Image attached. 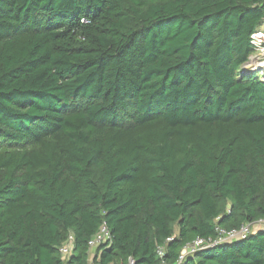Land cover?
Instances as JSON below:
<instances>
[{
    "label": "trees",
    "instance_id": "16d2710c",
    "mask_svg": "<svg viewBox=\"0 0 264 264\" xmlns=\"http://www.w3.org/2000/svg\"><path fill=\"white\" fill-rule=\"evenodd\" d=\"M262 23L264 0H0V264H264V228L177 263L264 217Z\"/></svg>",
    "mask_w": 264,
    "mask_h": 264
},
{
    "label": "built area",
    "instance_id": "2783aa9c",
    "mask_svg": "<svg viewBox=\"0 0 264 264\" xmlns=\"http://www.w3.org/2000/svg\"><path fill=\"white\" fill-rule=\"evenodd\" d=\"M252 43L254 45V34L251 35ZM257 228H264V217L260 218L254 222L242 224L239 228H233L230 230L216 227L215 238H201L196 237L191 242L185 244L179 253L177 263L182 262L187 256L191 255L195 251L206 248L209 246H214L217 243L237 241L245 238L250 232ZM168 238L167 240H169ZM110 241V232L105 222H102L96 232L89 238L87 245L89 251V257H92L95 248L103 243ZM74 246L73 234L70 232L66 240L59 246L58 251L60 253L61 259L66 260L72 253ZM156 252L159 256H162L164 252L163 247H157ZM124 264H135L132 257H128Z\"/></svg>",
    "mask_w": 264,
    "mask_h": 264
},
{
    "label": "rangeland",
    "instance_id": "374dc122",
    "mask_svg": "<svg viewBox=\"0 0 264 264\" xmlns=\"http://www.w3.org/2000/svg\"><path fill=\"white\" fill-rule=\"evenodd\" d=\"M254 51L248 59V62L243 65L240 74L247 72H256L264 80V23H262L254 33ZM261 229V228H257ZM91 263V257H89Z\"/></svg>",
    "mask_w": 264,
    "mask_h": 264
},
{
    "label": "bare ground",
    "instance_id": "6f19581e",
    "mask_svg": "<svg viewBox=\"0 0 264 264\" xmlns=\"http://www.w3.org/2000/svg\"><path fill=\"white\" fill-rule=\"evenodd\" d=\"M264 62V61H263Z\"/></svg>",
    "mask_w": 264,
    "mask_h": 264
}]
</instances>
